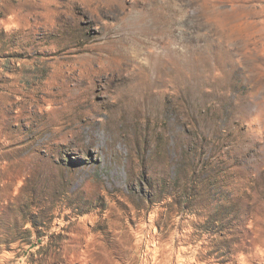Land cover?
Returning <instances> with one entry per match:
<instances>
[{
	"label": "rangeland",
	"instance_id": "1",
	"mask_svg": "<svg viewBox=\"0 0 264 264\" xmlns=\"http://www.w3.org/2000/svg\"><path fill=\"white\" fill-rule=\"evenodd\" d=\"M0 264H264V0H0Z\"/></svg>",
	"mask_w": 264,
	"mask_h": 264
},
{
	"label": "bare ground",
	"instance_id": "2",
	"mask_svg": "<svg viewBox=\"0 0 264 264\" xmlns=\"http://www.w3.org/2000/svg\"><path fill=\"white\" fill-rule=\"evenodd\" d=\"M130 53V52H129ZM132 54V53H131ZM134 56H135V54H133ZM128 56H130V55H128ZM102 58V57H101ZM104 58V57H103ZM90 59V61L91 60H96V61H98L99 60V58H93V59H91V58H89ZM112 59V58H111ZM105 60V62H106V64L104 65V67H103V69H105V70H111V68L113 69V74H116V75H119V76H122L123 74H125V73H127V75H128V82H135L136 80H135V78H133L132 77V75H133V73H135V72H130V65L132 66V64H137V62L139 61V62H141V63H144V62H149V59H145V58H139V57H126V58H120V59H118V61H120V63H118L117 62V60L115 61V62H112L109 58H105L104 59ZM113 63H115L114 65H112L110 68H109V66H110V64H113ZM103 64H104V62H103ZM124 77H125V75H124ZM124 77H123V79H124ZM115 79V78H114ZM123 84V83H122ZM133 85V84H132ZM80 85H75V88H77V90H78V87H79ZM134 86V85H133ZM129 87V86H128ZM80 88V87H79ZM122 92L120 93V94H127V93H132L131 95H134L135 96V94H137L138 92H139V87L136 85V86H134V87H131L130 86V88L129 89H127V90H121ZM77 92V91H76ZM78 93V92H77ZM84 93V92H83ZM125 94V95H126ZM129 96V95H128ZM125 97H127V95L125 96ZM130 97V96H129ZM129 97H127V98H129ZM132 97V96H131ZM134 98V97H133ZM130 99V98H129ZM135 99V98H134ZM128 100V99H127ZM131 100V99H130ZM126 101V100H125ZM140 101V100H139ZM117 103V105L119 104L118 102H116ZM116 103H115V105H116ZM90 106H91V104H90ZM93 107V106H92ZM89 109V108H88ZM95 114V113H94ZM119 116V115H118ZM89 117V116H88ZM89 119V118H88ZM96 119H92L91 120V123H94V121H95ZM98 120V119H97ZM95 126V125H94ZM80 128V127H79ZM90 134V133H89ZM92 134V133H91ZM94 134V133H93ZM98 143H99V137L98 136H95V137H93L92 139H91V141L89 142V144H86V145H84V147H89V148H92L93 150H97V145H98ZM83 146V145H82Z\"/></svg>",
	"mask_w": 264,
	"mask_h": 264
}]
</instances>
